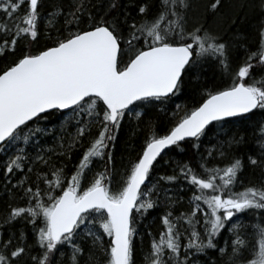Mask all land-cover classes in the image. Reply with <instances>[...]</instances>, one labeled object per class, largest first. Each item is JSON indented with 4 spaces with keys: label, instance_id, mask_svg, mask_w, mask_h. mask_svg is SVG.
<instances>
[{
    "label": "snow or ice",
    "instance_id": "6c2138e0",
    "mask_svg": "<svg viewBox=\"0 0 264 264\" xmlns=\"http://www.w3.org/2000/svg\"><path fill=\"white\" fill-rule=\"evenodd\" d=\"M224 7L0 0V264H264V0Z\"/></svg>",
    "mask_w": 264,
    "mask_h": 264
},
{
    "label": "trees",
    "instance_id": "16d2710c",
    "mask_svg": "<svg viewBox=\"0 0 264 264\" xmlns=\"http://www.w3.org/2000/svg\"><path fill=\"white\" fill-rule=\"evenodd\" d=\"M206 2V0H193V4H194V11H197L198 13H200L201 17H207L206 19H204L203 22H205L206 24H208L209 26L215 27L216 26V21L213 20L210 16H207V14H205L203 12V8L202 5ZM238 3V0H225V7L224 9H222V12L224 13H228L230 10H232V8L235 6V4ZM220 17H217V20H219ZM47 41L42 40L41 43H46ZM0 66H2V64H0ZM218 69L217 68H212L209 67L205 70L206 72V79L211 83L212 81H215L216 83L220 82V78L218 73ZM194 103V97L188 94L185 95H181L179 99L175 100L174 103L171 104L170 109H169V116H171L173 111H176V105H179V111L182 114L183 110L185 108H190L193 106ZM257 119H260V117L258 116ZM61 124H67V122L65 120H63L62 118H60L57 115H53L52 117L49 118L48 121H44L41 122L40 127H47L49 128V133H45L42 135L41 140L42 142L46 145V146H56V141H54L52 139L51 133L52 131H55L57 133V135H59L60 133V127ZM228 129H231L232 131H237L241 128V124L238 120H234V122L230 125L227 126ZM159 131H163V127H161L159 129ZM125 135L127 136L128 134V129L127 127L124 129ZM249 135L251 136V133H249ZM209 139H211V137H209ZM251 143H253L254 145V141H250ZM138 146V145H137ZM120 159V154L117 155V160L119 161ZM167 159V157H166ZM173 160H177L178 158L173 155L172 156ZM69 167H71V164L69 165ZM158 167H162V165H158ZM258 174V173H257ZM248 179H253L254 177L252 176V169L250 168L248 170V172L246 173ZM3 196L4 194L2 192H0V205L3 204ZM154 218V217H153ZM151 222V220L149 221ZM153 228V232L156 231L157 229V225L153 224L152 225ZM135 244H136V264H142L143 262V257L147 251L148 245H149V240L147 237H145L143 239V241L141 240L140 237H137L135 240Z\"/></svg>",
    "mask_w": 264,
    "mask_h": 264
}]
</instances>
